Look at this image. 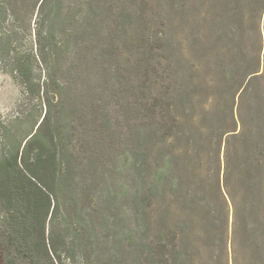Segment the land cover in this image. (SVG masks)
<instances>
[{"label":"rangeland","instance_id":"374dc122","mask_svg":"<svg viewBox=\"0 0 264 264\" xmlns=\"http://www.w3.org/2000/svg\"><path fill=\"white\" fill-rule=\"evenodd\" d=\"M42 1L0 18V52L18 33L10 56L34 77L26 89L0 53V160L41 130L73 167L38 264H264V0ZM55 18L48 103L38 39ZM227 151L236 206L218 188ZM1 209L0 264H33Z\"/></svg>","mask_w":264,"mask_h":264},{"label":"trees","instance_id":"16d2710c","mask_svg":"<svg viewBox=\"0 0 264 264\" xmlns=\"http://www.w3.org/2000/svg\"><path fill=\"white\" fill-rule=\"evenodd\" d=\"M7 1L0 0V18L7 16L14 18ZM45 2L46 0L42 1L40 9H44ZM56 21V18L51 20L49 22V29L39 33L38 39L39 60L46 71L44 85L47 87V90L44 91V95L48 103L55 101L60 95L58 91L49 90L48 85L54 84L57 87L59 86V81L55 78L56 76L53 75V72L62 67L61 56L66 46L65 41L59 39L55 33L56 30L53 28V24ZM18 36V33H15L13 30L8 31L7 36H5V49L0 53L5 59L9 58V61L6 63L8 65L11 62L10 71L14 73L15 78L20 80L26 89H30L34 77L29 58H26L27 56L20 57L18 53L13 58L10 56L12 44ZM177 121L171 115L170 121L166 119V116L161 115L159 124L164 131H172L178 125ZM40 134L41 130L37 131L27 140L21 155L16 151V153L9 154L0 160V205L2 208V220L4 225L9 226L11 238L16 242V247L22 251H26V256L33 264L39 263L40 256L39 247L36 242L34 243L35 231L45 228L49 216L54 218V216L60 213L62 207L60 199L64 196L65 187L69 186L71 177L73 176L71 163L65 160L61 154L60 158H58L57 154L49 158L48 153L44 152V149L46 150L49 147V140L40 137ZM231 136L232 138H237L238 134L234 133ZM36 145H39V148H35ZM228 151L227 153L225 152L227 169L225 171L224 184L221 186L219 183L218 188L224 204L227 206L231 202V204L236 206V198L231 192L228 182V172H230V152L228 153ZM49 183L53 184L55 189H52ZM42 245L48 254L45 238L42 239ZM233 256H235V251H233ZM10 260L12 261V259ZM233 261L235 264L237 263L236 258H233ZM5 263L7 264V262Z\"/></svg>","mask_w":264,"mask_h":264}]
</instances>
